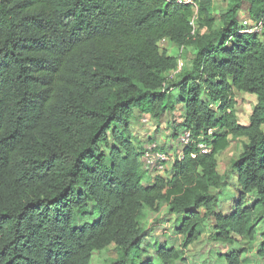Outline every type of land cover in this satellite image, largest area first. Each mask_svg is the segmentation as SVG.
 Listing matches in <instances>:
<instances>
[{
	"label": "trees",
	"instance_id": "trees-1",
	"mask_svg": "<svg viewBox=\"0 0 264 264\" xmlns=\"http://www.w3.org/2000/svg\"><path fill=\"white\" fill-rule=\"evenodd\" d=\"M243 3L264 20V0H227L218 24L213 0H0V264H91L110 246L108 264H180L205 231L229 247L258 236L264 264V32L239 34ZM162 40L192 52L175 81ZM239 93L256 99L246 125ZM178 104V133L215 129L211 151L184 149L149 185L133 111L156 121ZM236 140L219 175L216 156ZM161 206L180 248L141 226Z\"/></svg>",
	"mask_w": 264,
	"mask_h": 264
},
{
	"label": "rangeland",
	"instance_id": "rangeland-1",
	"mask_svg": "<svg viewBox=\"0 0 264 264\" xmlns=\"http://www.w3.org/2000/svg\"><path fill=\"white\" fill-rule=\"evenodd\" d=\"M245 7L246 5L244 4L239 14L240 26L250 27L249 22L241 19V17H244L243 19H247V17L245 18L243 14L245 11ZM226 8L227 0H213V8L211 15L214 18L216 24L219 23V17L220 15L225 13ZM244 21L246 23H244ZM158 46L162 52L165 50L171 56L175 57L177 59V62L180 61L182 63L181 66H183V70L186 69V64L191 60L192 57L191 50H186L182 47L179 48L177 46H172L161 41L159 42ZM235 101L238 121L243 123L244 121H247L248 117L250 116L256 104V99L252 95L240 93L236 94ZM168 114L165 116L171 117L165 118L164 116L163 118L165 119V122L163 123H165L164 125L167 128L166 133L158 132L156 135V132L153 131H159L160 125H155L154 121L148 120L147 116L140 117V113L136 111L135 116L132 118V124L130 122V131L134 142L137 145H140L141 149L146 147L149 142H155L159 145L160 149L167 152L169 150L167 146L169 144V140L176 141L175 147H177V138L180 135L178 131H181V126H177V120H181V116L179 115V112H177L176 115ZM146 119L147 122H145ZM242 141L243 140L232 141L230 147L226 151L218 155L217 163L218 172L220 174H224L225 171L228 169L230 161L239 156V154L241 153V145L243 143ZM101 149L107 155V151L104 146H101ZM233 187L234 185L231 184L229 189L231 190ZM211 191L213 193L214 189H211ZM230 193H232V191ZM233 194H229V197L228 195H226L224 199L233 197ZM164 206H161L159 212L156 214L149 212L145 220L141 221V226L147 229V234H149L150 237L148 240L167 241V238H170L172 240L173 245H175L177 248H180L182 239L180 237H176L174 233L171 232L173 231L172 228L174 225L175 217L167 216L165 214L166 208ZM223 207L224 209L227 207L225 201L223 202ZM262 230V227L259 228L258 235L260 234V232H262ZM150 232H152V234H150ZM207 239H209L210 241L208 242ZM258 244V236L254 243H250L244 238L235 237L234 245L232 247H229L226 244H219L213 242V238H210L209 234L205 231L203 235L199 238V240L195 244L190 246L186 252H184L185 260L182 261L180 264H226L224 258L225 255H227L230 250L234 249L243 254L242 259L248 260V264H256L253 255L255 254L256 247L258 246ZM151 246L152 245H149L150 253H152ZM244 251H246V253ZM117 257L118 253L115 250V247L110 246L104 251L95 252L92 256L91 264H108L110 260H115Z\"/></svg>",
	"mask_w": 264,
	"mask_h": 264
},
{
	"label": "built area",
	"instance_id": "built-area-1",
	"mask_svg": "<svg viewBox=\"0 0 264 264\" xmlns=\"http://www.w3.org/2000/svg\"><path fill=\"white\" fill-rule=\"evenodd\" d=\"M170 2V0H165ZM178 5H193V0H174ZM246 23V22H244ZM244 27V26H243ZM264 32V20L257 23H253L250 27H244L239 31V34H262ZM181 62H177L175 70L168 75L170 81H175L178 74L181 72L183 66ZM169 81V82H170ZM172 91V89H170ZM148 120H150L148 118ZM147 122V119L145 120ZM216 134L215 129H208L204 134L195 137L191 131H183L178 137V145L183 148L194 147L198 154L206 155L211 151L210 143ZM143 160L145 162V170L149 172V175L161 173L164 171L165 166L172 164L176 160L182 158L170 155L168 152L160 149L157 143H149L143 152ZM196 154H192L191 158H195Z\"/></svg>",
	"mask_w": 264,
	"mask_h": 264
},
{
	"label": "crops",
	"instance_id": "crops-1",
	"mask_svg": "<svg viewBox=\"0 0 264 264\" xmlns=\"http://www.w3.org/2000/svg\"><path fill=\"white\" fill-rule=\"evenodd\" d=\"M246 5V7H245V11H244V16H245V18L247 17V19H243L242 17H241V19L242 20H245V21H247V22H249L250 23V25L252 26L253 25V23L252 22H250L249 20H248V5L246 4V3H243L242 4V6L243 5ZM242 6H241V8H242ZM240 12H241V10L239 11V14H240ZM239 16V15H238ZM239 18H240V16H239ZM244 21V22H245ZM261 38V37H260ZM161 42H164V43H167V44H169V45H172V46H176V45H174V44H172L171 42H168V40H163V41H161ZM163 52H165L168 56H171L167 51H163ZM173 57V56H172ZM240 94V93H239ZM236 96V95H235ZM218 107V105H214L213 106V108L215 109V108H217ZM136 111L137 110H134L133 111V117L135 116V114H136ZM177 112H179V115L181 116V120H177V126H181V124L183 123V121H184V119H183V106L182 105H177L176 107H175V110H174V112L172 113L171 112V114H174V115H176L177 114ZM183 113V114H182ZM167 115V114H166ZM168 115H170V114H168ZM167 117H171V116H165V118H167ZM164 117H161V118H159V119H157L156 121H154V123H155V125H160V129H159V131H153V132H156V135H157V133L158 132H163V133H166V131H167V128L165 127V123H163V122H165V119H163ZM153 121V120H152ZM248 122L247 121H244L242 124L243 125H246ZM131 124H132V119H131ZM152 134H154V133H152ZM167 142V141H166ZM175 142L176 141H174V140H169V144L167 145L168 146V148H169V154L170 155H173V156H177V157H181L182 155H183V152H184V149L185 148H183V147H180L179 145H178V143H177V147H175ZM242 142H244V140L242 141ZM220 154V153H219ZM218 154V155H219ZM218 155L216 156V160H217V157H218ZM170 167H171V164H168V165H166L165 166V169H164V171L163 172H161V173H157V174H152V175H149V179L148 178H146L145 179V181H147V180H149V181H147V184H149V185H151L152 183H153V180H154V178H156V177H161V178H169L170 176H169V170H170ZM217 171H218V163H217ZM218 174L219 175H223V174H220L219 172H218ZM232 179V184L234 185V187L231 189V191H232V193L231 194H233V197H235L236 196V190H237V188H236V182H235V178L234 177H232L231 178ZM233 197H231V198H233Z\"/></svg>",
	"mask_w": 264,
	"mask_h": 264
},
{
	"label": "clouds",
	"instance_id": "clouds-1",
	"mask_svg": "<svg viewBox=\"0 0 264 264\" xmlns=\"http://www.w3.org/2000/svg\"><path fill=\"white\" fill-rule=\"evenodd\" d=\"M178 137H179V136H178ZM177 141H178V138H177ZM148 144H149V143H148ZM148 144H147V145H148ZM171 165H172V164H171Z\"/></svg>",
	"mask_w": 264,
	"mask_h": 264
}]
</instances>
